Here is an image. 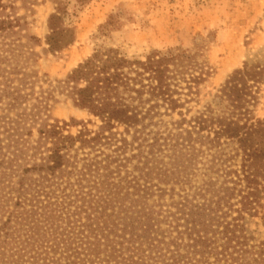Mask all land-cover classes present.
I'll return each instance as SVG.
<instances>
[{
  "label": "rangeland",
  "instance_id": "obj_1",
  "mask_svg": "<svg viewBox=\"0 0 264 264\" xmlns=\"http://www.w3.org/2000/svg\"><path fill=\"white\" fill-rule=\"evenodd\" d=\"M31 1L32 4L24 6L18 0V12L27 20L23 33L26 36L34 35L38 40L30 41L24 36L22 46H18L19 61L9 63L22 68L21 73L10 75L13 83L9 88L18 87L24 97L17 102L13 99V93L2 94L0 115L15 118L18 113L31 112V109L37 108V97L44 94L47 108L40 111L41 119H36L34 123L27 120L32 135L26 137L33 144L38 137V126L46 122H65L63 132L72 135L84 126L92 131L100 128V119L87 109L76 106L64 84L67 75L96 48L113 47L130 59L140 60L153 51L165 53L180 48L195 53L198 60L207 64L209 73L199 85L198 93L192 95L185 104L190 109L188 116L207 104H211L216 113L225 110L226 101L218 103L215 98L221 85L235 69L264 60V0ZM58 6L64 8L63 25L74 31L75 39L60 50L50 51L46 43V36L50 32L48 18ZM7 64L5 62L2 65ZM25 72L29 74L26 84H23L19 77L24 76L22 73ZM261 88L253 114L264 118V85ZM156 110L159 112H152L151 116L145 117L146 124L140 126L138 132H134L133 128L126 131L122 125L113 129L119 133L118 138L127 139L125 152L113 147L120 139L95 148L80 147L77 142V148H71L70 151L77 161V168L69 175L57 176L51 186L44 188L47 194L44 191L37 192L40 186L36 187L33 179L25 181L28 190L21 195L16 190L6 194L9 200L4 203L5 212L0 214V224L7 217V211L12 210L13 217L7 228L12 233L8 235L10 241L14 238L18 243L29 236L33 248L40 247V244L49 246L57 238L51 234L50 222H54L60 233L66 234L62 228L67 225V216L76 227L91 223L101 239L100 249L98 253L91 251L88 246L83 249L80 244H75L80 238L79 234L74 233L77 241L60 240L56 251L49 250L51 256L59 258L54 264H67L68 260L71 264H82L80 261L83 260V264H99L102 257L111 253L113 246L116 247L119 260L121 254L126 257L133 255L136 260L143 256L145 264H155L152 257L157 253L149 256L151 251L147 242L140 237L143 235V225L150 222L154 226L152 230L161 227L164 238L177 236L178 228L183 232L182 240L187 241V226H191V223L187 220L189 215L185 214L189 213L190 205L201 204L216 195L206 189L205 182L211 178L214 188H217L223 175L211 167L210 152L189 157L190 150L181 144V138L166 136L170 128L177 131L171 124L180 118L176 112L165 113L163 106ZM156 135L158 138L154 140ZM98 148H103L104 153H96ZM46 152L45 147L35 150L29 147L25 157L19 159L18 168L40 163V157ZM106 154H118L119 160L108 164L104 156ZM94 155L101 161L99 169L92 172L86 170L81 174L77 169H82L85 159ZM240 163L241 157L235 156L227 164L239 169ZM107 164L108 167H104ZM21 174L20 171L15 173L11 180L17 181ZM24 174L26 177H37V171L34 170ZM55 182L60 185L56 186ZM17 196H20L19 204L16 203ZM185 196L191 203L186 205L185 214H182L173 202L179 203ZM237 198L239 196L236 195L230 198L236 207L241 206ZM47 201L51 204L47 203L48 206L43 207ZM79 207L82 209L78 214L71 211ZM254 207L256 210L251 212L243 210L244 215L238 222L250 235L251 242H258L264 240V193H261ZM32 208L49 214V223H45L42 216H32ZM61 210L65 219L57 217ZM221 210L228 211V207L223 206ZM237 214L233 207L224 218L233 222L232 216ZM36 221L39 225L33 227ZM83 230L94 241L91 230L88 227ZM218 236L222 242V236ZM57 239H60V235ZM131 246L140 247L142 251L139 257L132 252ZM170 246L174 249L173 245ZM179 249L183 252L186 248L180 246ZM210 259L213 257L210 256ZM156 264L164 263L157 261Z\"/></svg>",
  "mask_w": 264,
  "mask_h": 264
},
{
  "label": "trees",
  "instance_id": "obj_2",
  "mask_svg": "<svg viewBox=\"0 0 264 264\" xmlns=\"http://www.w3.org/2000/svg\"><path fill=\"white\" fill-rule=\"evenodd\" d=\"M17 1L0 0V97L11 92L16 101L24 95L19 92L18 87L9 88L13 83L10 75L21 73L22 68L10 64L19 61L18 46H22L24 36L30 41L38 40L34 35L26 36L23 33L27 20L24 15L19 14ZM19 1L24 6L33 3L31 0ZM63 13L64 8L58 6L48 18L50 32L46 36V43L50 51L60 50L75 39L74 31L63 25ZM5 62L8 63L7 66L2 65ZM208 73L207 64L198 60L195 53L185 49L178 48L176 51L165 53L153 51L144 60H140L130 59L113 47L96 48L67 75L64 84L65 90L76 106L87 109L89 113L100 119L98 130L92 131L84 126L75 135L65 134L63 132L65 122L60 124L55 120L39 125L38 137L34 144L31 143L26 137L32 135L27 120L34 123L36 119H41L40 111L47 108L44 94L37 97V108L31 109V112L18 113L15 118L0 115V214L5 212L4 203L9 200L6 194L16 190L21 195L28 190L25 185L27 179H33V184L36 187L40 186L37 192L44 191L47 194L44 188L51 186L57 176L72 173V170L77 168V161L70 151L71 148H77V142L80 147L95 148L120 139L113 147L125 152L127 139L118 138L119 133L113 129L122 125L126 131L133 128L134 132H138L139 127L146 124L145 117L151 116L152 112H159L156 108L163 106L165 113L176 112L180 117L171 122L177 131L174 132L170 128L166 136L181 138V144L190 150L189 157L196 156L197 153L210 152L211 167L217 173H222L223 180L217 188H214L213 180L209 178L205 182L206 189H210L216 195L201 204L190 205L187 214L184 209L191 203L187 196L180 199L179 203L173 202L177 204L182 214L189 215L187 220H190L191 226H187V241L182 240L183 232L178 228L177 236L166 239L163 237L161 227L152 230L154 226L151 222L143 225V235L140 237L147 242L151 251L149 256H154L152 254L154 252L157 253L152 257L155 264L157 261H162L164 264H264V240L251 242L250 235L238 222V219L244 215L243 210L249 212L256 210L254 205L261 193H264V118L253 114L254 107L260 99L261 87L264 85V60L251 62L235 69L221 85L215 98L218 103L226 101L225 110L216 113L211 104H207L203 109L188 116L190 109L185 104L192 95L198 93L199 85L204 82ZM22 74L24 76H20L19 80L26 84L29 73ZM157 138L156 135L154 140ZM29 147L33 150L45 147L47 152L40 157V163L18 168L19 159L25 157ZM95 152H103V148H98ZM31 156L34 157L33 154ZM104 156L107 157L108 164L119 160L118 154ZM235 156L241 157L239 169L227 164ZM100 164L101 161L94 155L85 159L82 169L77 170L81 174L86 170L92 172L99 169ZM108 164L104 167L107 168ZM30 170L37 171V177H26L24 173ZM19 171L22 174L18 180H11V177ZM54 184L60 185L58 182ZM6 189L10 191H5ZM233 195L239 196L236 201L241 206L236 207L232 204L230 198ZM17 197L16 203L19 204L20 196ZM47 203L51 204L47 201L43 207L48 206ZM223 206L228 207V211L221 210ZM233 207L238 216H232L233 222H230L224 216H227ZM80 209L82 207L71 211L78 214ZM12 213V210L7 211V217L1 220L0 224V264H54L59 258L51 256L49 250L56 251L60 240L77 241L74 233L79 234L78 238H80L75 244H80L83 249L88 246L96 253L100 249L101 239L91 223L76 227L69 216L66 217V227L62 228L65 229L66 234L60 233L54 222H50L51 234L57 238L60 235V239L54 238V241L57 239L56 242H50L49 246L40 244L41 248L39 246L33 248L29 236L18 243L14 238L10 241L8 235L12 233L8 232L7 228L13 217ZM30 214L42 216L45 223L50 219L49 214L39 212L35 208H32ZM63 215L61 210L57 217L65 219ZM88 217L90 218V215ZM38 225L37 222L33 227ZM84 227H88L91 230L90 234H94V241L84 233ZM218 234L222 236V242ZM170 245H173L174 249ZM180 246L185 247V251L182 252ZM131 247L132 252L137 253L139 257L142 251L140 247ZM115 249L116 247L113 246L111 253L106 254L105 258L102 257L99 264H112L111 260H114L113 264H135L138 261H140L138 264H145L146 262L143 256L136 260L133 255L126 257L123 254L120 255L121 260H119ZM210 256L213 259H210ZM83 261L80 263L83 264ZM67 264H71L70 260Z\"/></svg>",
  "mask_w": 264,
  "mask_h": 264
}]
</instances>
